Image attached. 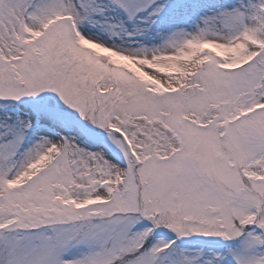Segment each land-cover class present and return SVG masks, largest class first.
<instances>
[{"label": "snow or ice", "instance_id": "snow-or-ice-1", "mask_svg": "<svg viewBox=\"0 0 264 264\" xmlns=\"http://www.w3.org/2000/svg\"><path fill=\"white\" fill-rule=\"evenodd\" d=\"M0 101V264H264V0H0Z\"/></svg>", "mask_w": 264, "mask_h": 264}, {"label": "rangeland", "instance_id": "rangeland-1", "mask_svg": "<svg viewBox=\"0 0 264 264\" xmlns=\"http://www.w3.org/2000/svg\"><path fill=\"white\" fill-rule=\"evenodd\" d=\"M192 2H204V3H232L233 0H192ZM197 22V17L195 15L182 20L179 24V27L184 28L186 31H192L195 27ZM159 23V22H158ZM87 28L91 29L93 33H97L100 38L105 39L106 41L110 43H116L121 44L125 47L129 46V43L132 41H135L137 43H132V46H139L141 44L148 45L149 47H152L154 45H158L161 43L162 39H164L167 35V31H162L160 28L157 27V25H153L151 29H149L147 32H144L142 34H138L133 37H127L124 36L121 38L120 36H112L109 35L107 31H98L97 28H94L92 25H88ZM82 31H85V27L82 26ZM85 34L87 32L85 31ZM0 103H3L0 101ZM16 104H19L20 102H14ZM67 107V106H64ZM6 109L0 108V115H2ZM69 111H71L69 109ZM88 128H91L93 126L88 125ZM62 135H72L77 137L78 142H80L83 146L91 147L94 150L99 151H105L106 153H109V158H113L112 148L115 146L112 145L109 147L111 142L104 143L102 141H98L93 138L92 135H90L85 128L83 127V124H74L72 127L67 128L64 132L61 133ZM167 232V230H165ZM164 239H171L174 234L164 235L161 234ZM176 245H179L181 248L185 249H197V248H205V250L208 249H215L218 243H223V241L220 240V238L217 237H204L200 235H192L188 237H183L176 239L175 241Z\"/></svg>", "mask_w": 264, "mask_h": 264}]
</instances>
